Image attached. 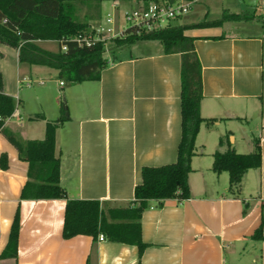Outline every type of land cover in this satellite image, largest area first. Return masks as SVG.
<instances>
[{
  "label": "crops",
  "instance_id": "1",
  "mask_svg": "<svg viewBox=\"0 0 264 264\" xmlns=\"http://www.w3.org/2000/svg\"><path fill=\"white\" fill-rule=\"evenodd\" d=\"M140 2L96 1L97 13L87 23L103 21L109 13L119 28L122 14ZM197 5L199 15L193 10ZM224 10L254 11L260 19L264 0H195L172 25L212 21ZM259 19L184 31L194 38L201 66L204 122L187 176L189 198L147 202L140 219L141 254L136 246L105 236L102 242L86 235L63 238L64 208L67 200H86L99 202L105 213L124 209L134 199L143 168L175 163L181 54L165 53L158 40H138L105 52L99 80L65 87L55 79L56 69L20 63L16 49L0 44L3 93L17 101L4 127L23 141H42L46 125L63 118L54 132V156L66 194L64 199L21 198L27 183H40L46 172L19 160L0 133V157L7 163L0 168V264H264V221L262 239H253L264 216V23ZM49 42L35 41L46 50ZM255 145L259 164L231 191L228 174L212 170L213 155L229 147L251 155ZM16 212V251L2 256Z\"/></svg>",
  "mask_w": 264,
  "mask_h": 264
},
{
  "label": "trees",
  "instance_id": "2",
  "mask_svg": "<svg viewBox=\"0 0 264 264\" xmlns=\"http://www.w3.org/2000/svg\"><path fill=\"white\" fill-rule=\"evenodd\" d=\"M75 2L76 0H0V44L16 49L20 63L56 69L59 80L69 84L99 80L100 71L107 65V59L104 57L105 47L101 41L79 46L73 40L88 29L87 20L92 17L86 14L84 20H77ZM254 19H259L254 11L231 13L224 10L220 18L212 21L191 25L169 24L151 31L128 29L124 37L112 40L114 46L111 50L138 40H158L165 53L181 54V139L177 158L171 165L143 168L141 183L134 190V199L124 209L114 208L105 213L97 201L67 200L63 216V238L78 235L97 238L103 235L109 241L136 246L139 254L142 253L145 244L141 240L140 219L147 202L169 199L181 202L189 198L187 176L191 172V158L195 155V139L200 125L204 122L199 113L203 97L201 66L193 48L194 38L185 35L184 31L189 27ZM259 20L264 23V18ZM37 40L56 41L58 49H43L35 43ZM62 46L66 47L65 51L61 50ZM16 106L17 101L3 93L0 73V133L17 150L19 160L30 165H40L46 172L40 183H27L21 192V198L64 199L65 191L59 185V159L54 156V132L56 125L63 122V118H59L54 125H46L42 141H23L4 127L5 121L15 112ZM213 158L212 170L217 174L226 172L230 190L235 192L247 170L259 164V147L255 145V152L251 155L238 154L229 147L224 153H215ZM0 168H7L5 156L0 157ZM263 221L264 216L253 235L255 240L262 239ZM18 230L19 216L16 212L6 252L2 256L15 253Z\"/></svg>",
  "mask_w": 264,
  "mask_h": 264
},
{
  "label": "built area",
  "instance_id": "3",
  "mask_svg": "<svg viewBox=\"0 0 264 264\" xmlns=\"http://www.w3.org/2000/svg\"><path fill=\"white\" fill-rule=\"evenodd\" d=\"M195 0H148L142 1L138 6L125 11L122 14L121 26L114 28L113 17L107 14L103 21L88 25L84 33L78 34L75 40L79 46L90 45L95 41H101L104 44L105 52L107 41L125 36L128 29L136 31H151L163 28L183 16ZM62 51L66 50L65 46L61 47ZM63 86V82L59 83ZM105 238L103 235L98 236V241L102 242Z\"/></svg>",
  "mask_w": 264,
  "mask_h": 264
},
{
  "label": "rangeland",
  "instance_id": "4",
  "mask_svg": "<svg viewBox=\"0 0 264 264\" xmlns=\"http://www.w3.org/2000/svg\"><path fill=\"white\" fill-rule=\"evenodd\" d=\"M96 0L94 1H85V0H76L75 4L77 6V10H76V19L77 20H84V17L86 14L88 15H93V14H96L97 13V10H96ZM201 5H197V9H193L194 12H196V15H199L200 12H201ZM106 13V11H104V14ZM107 50L110 51L111 50V47L114 46V43L112 40L110 41H107ZM45 47L50 49V50H56L58 48V44L55 42V41H52V42H49V43H46L45 44ZM106 54V53H105ZM58 81H61V80H58L59 78H55ZM63 82V84H65V87L67 86V82L65 81H61ZM52 86H56L55 84H52Z\"/></svg>",
  "mask_w": 264,
  "mask_h": 264
}]
</instances>
